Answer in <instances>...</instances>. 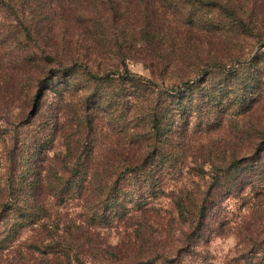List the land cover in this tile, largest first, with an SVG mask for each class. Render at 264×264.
Returning a JSON list of instances; mask_svg holds the SVG:
<instances>
[{"label":"rangeland","instance_id":"obj_1","mask_svg":"<svg viewBox=\"0 0 264 264\" xmlns=\"http://www.w3.org/2000/svg\"><path fill=\"white\" fill-rule=\"evenodd\" d=\"M46 2H49L46 9L32 7L25 14H21L22 23L34 30L32 33L34 41H25L20 45L17 43L18 21L0 9L1 181H4L12 171L15 172L14 181L23 180L21 177L26 174V170H23L22 166L29 154L27 147L39 133L44 140L42 142H46L49 134L54 139L47 153L49 158L70 154L82 156L84 161L87 156L99 157L109 149H114L117 153H129L128 146H115V141L121 137L119 116L122 110L118 105V98L122 86L117 81H108V77L104 78V84L95 91V86L88 85L78 71L72 73L70 83L72 87L64 85L59 93L64 100L57 97L59 95L52 90L49 91L40 103L39 115L32 119V110L27 109L25 104L28 93L26 84L30 77L41 74V67H47L48 70L53 66L47 61H39L41 56L45 58L49 55L56 56L67 65L78 62L84 65L83 68L88 67L94 72H107L114 80H117L127 68L133 75L153 79L158 86L153 87L156 92L171 91L183 86L182 78L185 79L184 82H191L190 84L203 83L201 90L196 88L195 94L182 105L188 113L185 117L187 125L182 127V136L178 134L173 140L184 138L187 147H181L177 151L179 156L185 158L178 165L177 173L164 182L168 190L186 185L190 188L197 184L201 187L206 186L205 182L209 180L212 172L222 168V160L224 158L229 160L234 153L247 160L245 162L254 163L256 149L252 147V140L240 138L245 136V128L251 130L246 135L251 137L256 135V127L264 122V107L257 109L247 120L245 117L249 114L237 117L234 106L229 105V102L232 101V92L236 91L235 87L238 84L234 79H228L227 75L233 68L246 70L249 66L255 65L254 73H258L255 82L260 85V90L264 91V42L257 44L250 38H241L240 42L225 40L219 42L198 35L199 39L195 41L196 56L190 57L189 54V57L183 58L180 53L181 43L187 36L182 33L175 43V54L168 53L170 60L154 65L153 71L150 67V58L146 55L147 47L142 41L120 42V46L126 52L123 57L119 46L113 50L110 44L109 48L111 43L109 39L105 38V43H97L90 38L88 32H85L88 22L81 19L80 15H73L66 3L57 0ZM132 14L128 21H120L119 26L127 22L135 24L138 22L137 19L140 20L138 12ZM114 24L118 27L116 21ZM93 45L106 49L105 54L98 53ZM23 48L28 49L27 54L31 56V60L20 65L26 54ZM259 56L261 57L255 60ZM24 70L31 73L30 77L25 75ZM153 74L158 76V79H154ZM258 85L257 89L260 88ZM88 92L102 95L103 99L99 103L92 102V105L81 103V98H85L83 96ZM220 97L227 105L226 110L221 109L222 113L209 106V104L213 106L212 100ZM61 102L62 105L64 102L71 105L68 113L58 110L57 106ZM93 119L94 129L90 130L87 122ZM248 120L252 121L250 125L246 124ZM51 121L57 122V126L54 124L55 131L53 129L55 127L47 126ZM239 134L242 136H238ZM111 143L114 147H110ZM213 164L217 167L213 168ZM80 166L85 167L84 163ZM45 168L47 164L40 163L39 167L29 174L27 190L23 196H17L19 201H32L30 185L39 178V174L41 176ZM202 169L208 173L205 181L201 180ZM129 186V181L124 180L121 184L126 192H130ZM248 192L252 196H248L247 200L230 198L224 201L219 222L223 220L225 225L220 228L217 223L212 228L215 231L209 240L202 241L195 247L196 255L182 253L186 245L184 240L188 228L179 221L167 197L159 200L149 198V202L141 211L130 213L122 222L116 220L114 224L94 228L90 231V242L86 244L85 250H79V247L74 246L70 249L67 245H65L67 248L60 249L73 250L70 253L74 262L72 264H135L132 260L134 256L136 264L138 261L144 263L151 261L150 264H264V254L260 250L248 252L250 238L258 239L263 232L259 222L264 213V177L261 182L254 183ZM255 194L262 195L263 201L255 199ZM42 195V191L38 192L37 200L47 204L48 214L44 221L33 228L23 230L16 241L9 240L5 243L6 249H0V264H52L55 256L52 248L57 247L56 243H63L73 234L81 233L77 231L76 226H81L87 216L82 200L70 199L69 195L63 197L64 203L59 204L58 200L51 197L44 200ZM253 203L254 206L251 208ZM128 207L133 208V205ZM7 218L9 219L5 216L3 222H0V234L5 228L4 221ZM140 224L142 228L139 230ZM136 230L143 235L141 242L144 240L147 242L146 246L142 247V252L135 242L128 246L130 240L134 241ZM111 248L122 249L124 253L117 252V258H109L110 256L95 251L98 249L112 251ZM75 255L79 256V262Z\"/></svg>","mask_w":264,"mask_h":264},{"label":"trees","instance_id":"obj_2","mask_svg":"<svg viewBox=\"0 0 264 264\" xmlns=\"http://www.w3.org/2000/svg\"><path fill=\"white\" fill-rule=\"evenodd\" d=\"M69 6L73 15H80L83 20L88 22L85 27L90 38L95 42L105 43L104 39H109L113 48H118L122 56L125 57V49H122L120 42L142 41L147 47V56L150 58V67L155 70L154 65L170 60L168 53L175 54L176 41L178 37L185 33L186 39L181 43L180 53L183 58L196 56L197 48L195 41L198 35L216 39L219 42H240L241 38L254 39L257 44L264 42V0H57ZM49 2L46 0H0V9L8 15L13 16V20L18 22L17 43L25 41L33 42V28L22 23L21 14H25L28 9H46ZM138 12L140 20L132 24L128 21L132 12ZM45 18V17H44ZM46 19V18H45ZM118 24L115 26L114 22ZM184 30V32H181ZM128 40V41H127ZM93 42V41H92ZM98 53L106 52V49L94 46ZM24 50V60L20 65L30 62L31 56ZM257 57L255 60L259 59ZM153 61L151 62V60ZM76 60V59H75ZM74 60V61H75ZM39 61H47L49 65L55 66L52 69L41 67L39 76L30 77V72L24 70L25 75L29 76L27 98L25 104L27 109L32 110L34 120L40 111V103L49 93L55 92L57 97L64 100L59 94L65 85L71 86L72 73L78 71L87 81L88 85L95 86V91L104 84V78L108 81H117L122 87L118 98V105L121 106L122 114L119 116V131L121 137L115 141L116 147L128 146L129 153H117L114 149L106 150V153L99 157L64 155L49 158L50 146L54 139L51 134L44 141L40 133L34 136V141L27 147L28 157L22 166L26 170L21 178L23 180L14 181L15 172L12 171L4 181L0 180V222L5 216V228L0 234V249H6L9 240L16 241L21 232L27 228L38 225L48 214L47 204L37 200L38 192L42 191V197L46 200L51 197L60 203H64L63 197L70 199H80L87 212L86 220L82 221L81 226H76L80 234H73L66 238L62 243H56L57 247L52 248L54 261L52 264H72L73 257L71 251H61L60 247H79L85 250L86 244L90 242V231L94 228L114 224L116 220L122 222L124 218L132 212H139L146 205L149 198L161 199L167 197L174 208V213L179 221L187 226L185 234V248L182 253L186 255H196L195 247L200 242L208 241L212 228L219 223V227L225 224L221 220L220 212L224 201L233 198L247 200L252 196L250 187L256 182H261L264 177V122L260 123L255 129V136L246 135L251 130L245 128V136L241 140H252V147L256 149L254 163H247L236 153L230 159L222 160V168L215 169L204 187L197 184L190 188L177 186L171 190L165 188L164 182L168 177L176 174L179 164L185 156H179V149L186 148L185 139L179 138L174 141L173 137L181 134L182 127L187 125L188 113L182 108L184 101L189 100L195 94V89L201 90L203 83L184 82L182 85L171 91L156 92L158 88L153 79L143 76L133 75L127 68L117 80L107 75V72H94L88 67L78 62L64 64L56 56L49 55L45 58L41 56ZM77 61V60H76ZM59 68H56V66ZM254 66L249 68H233L228 71V79L236 81V91L232 92V101L229 105L234 106L236 116H245L246 120L254 114L257 109L264 107V91H261L257 84L258 73H254ZM220 67V66H219ZM156 73V72H153ZM230 76V77H229ZM158 76L153 74L154 79ZM112 79V80H111ZM240 81V83H239ZM255 83V84H254ZM257 85L260 87L257 89ZM72 87V86H71ZM194 87V88H193ZM35 89V91H34ZM260 90V91H259ZM34 91V92H33ZM259 91V92H258ZM94 92V91H93ZM84 94L81 103H99L103 99L98 96ZM100 95V94H99ZM211 109L222 113L221 109L226 110L227 105L222 98L212 100ZM228 105V106H229ZM71 105L64 102L57 106L58 110L68 113ZM87 122L90 130H93L92 123ZM251 120L246 121L250 125ZM57 122L47 123L54 131ZM84 126V125H83ZM82 126V127H83ZM238 126V123H237ZM46 130V128L44 129ZM42 133V132H41ZM242 136V135H238ZM114 142V141H113ZM112 142V143H113ZM111 143L110 147H114ZM45 153V154H44ZM76 161V162H74ZM46 163L45 168L39 178L30 185L32 201H19L17 196H23L29 174L39 167L40 163ZM79 163V164H78ZM85 165L82 168L81 165ZM87 165V166H86ZM80 166V167H79ZM217 166L213 164V168ZM82 168V169H81ZM203 168V167H202ZM201 180H206L207 172L201 171ZM127 178V179H126ZM130 182V192L121 187L123 181ZM263 201V196L255 194V199ZM133 205V208L128 207ZM254 203L251 204V208ZM216 213V215H215ZM260 217L259 224L262 226V234L256 238H250L248 252L260 250L264 254V220ZM4 217V218H3ZM130 217V216H129ZM143 217V216H140ZM142 224L139 226V230ZM136 230V237L130 240L128 246L135 242L138 244L139 251L146 246V240L142 241L143 235ZM144 239V238H143ZM65 247V248H67ZM0 250V251H1ZM112 251L95 250L98 254L117 258L118 254H123L122 249L111 248ZM115 251V252H113ZM87 252V250H86ZM259 252V253H261ZM77 262L79 256L75 255ZM264 259V256H263ZM136 264V257L132 258ZM149 261V260H148ZM46 262L50 263L49 260ZM140 262L137 264H150Z\"/></svg>","mask_w":264,"mask_h":264}]
</instances>
